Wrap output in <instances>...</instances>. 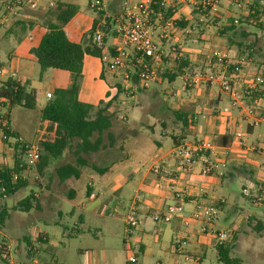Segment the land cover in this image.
<instances>
[{"label": "crops", "instance_id": "0c3cea01", "mask_svg": "<svg viewBox=\"0 0 264 264\" xmlns=\"http://www.w3.org/2000/svg\"><path fill=\"white\" fill-rule=\"evenodd\" d=\"M59 1L69 3L67 0ZM133 1L141 2L143 0ZM149 1L157 4L155 6L157 13L161 12L164 19L172 18L177 21L176 28L168 39L162 41V46L167 64L165 69L174 71L178 67L177 61L185 65L183 66V74L177 78L182 80V85L179 92L173 89L170 90L166 97H171L172 100L169 102L164 99L163 105L167 110L173 111V113L182 111L188 114V126L182 128L181 123L177 120H170L169 122L159 121L160 123L157 121L160 138L152 139L150 151L145 149V162L138 166H133L134 162L129 160V158L126 160L119 158L117 162L116 160L110 161L115 165L111 172L105 175H99L94 172L98 177H93V180L87 185V191L88 188L92 189L89 196L86 191L84 198L78 197V191L75 187L76 182L80 179L67 180L65 182L59 181L62 187H67V191L63 192L61 196L56 192L47 191L44 193L43 198L45 202H48L52 199V196L54 197L52 203L57 206L55 207V213L58 219H55L53 223L62 226L63 232L54 231L53 234H49L38 228L35 239L32 240L28 239L25 231L22 230L23 228H20L17 238L19 246L16 250L12 246L13 240L11 236H5V240L13 248L11 254H13L14 250L15 254L23 260H37L44 264H59V257L62 255L59 254L58 256L56 254L58 248L66 250L68 240L79 241L87 236H93L92 244H89L88 247L79 246L76 248L78 259L74 264H132L129 262L131 251L136 253L140 264H181L183 260L185 262L186 256L191 258L193 262L191 264H204L209 250L212 248L217 250L215 240L211 234L200 233L201 225L199 223L193 222L189 226L185 225L184 218L192 217L199 204L213 206L218 209L220 214L230 204V184L241 181L243 187L248 181L264 180V125L251 126L245 114L249 107H254L258 110H263L264 108L263 89H256L249 97L245 96V92L250 88V82L256 76L253 73L254 68L250 64L243 66L241 78L233 82L243 100V107L241 108L232 109L231 107L233 106L228 93L222 91L216 85L207 84L194 89L183 88V75L187 71H202L201 68H205V71L214 70L212 61L207 57L214 50L227 51L234 62L245 58L244 51L239 50L241 42L236 43L231 40L235 30L223 33L226 32L227 27H223V25H221L222 28L211 26L208 21L214 18L212 21L214 24H218L223 23L225 20H231L229 16L244 15L246 6L238 12H234V0H221V6L216 13L204 15L202 11L195 7L194 3L196 0H166V4L163 7L158 5L157 0ZM123 2L124 0H111V9L117 11ZM258 4L264 7V0H259ZM75 6L78 11L65 26V32L71 42L81 44L85 34L93 29L97 18L87 22L78 31L72 32L74 36L79 37L80 43L72 40L71 33L67 27L80 12L79 7ZM54 7L42 8V10L48 11ZM30 13H32L30 9H23L20 16L6 26L16 24V26L25 28L26 25H29L33 29L26 36L21 34L24 36L23 45L26 47L24 73H29L34 69L32 59L38 62L37 58L32 54V50L39 46L47 32L46 27L42 24L36 23L33 25L30 23L28 20ZM212 28L216 29V32L209 36L208 32ZM20 32L7 31L3 33L20 34ZM209 37L212 42L218 43V48L206 45ZM217 37H222L223 39L218 40ZM196 42L205 43V50L196 48L194 45ZM108 43L109 45L113 43L111 38ZM187 45L189 47L186 48ZM190 45L194 46L191 47ZM168 55L173 56V62L170 61L171 57H168ZM87 56L91 55L85 56L83 64ZM185 57L188 62L182 60ZM95 58H98L102 66H104L101 58ZM0 67L2 66L0 65ZM3 68L5 73L1 77L4 79H0V82L16 79L21 84H26L28 89H35L38 94V106L40 92L38 89L31 87V79L25 75L20 76L16 65L10 71L5 67ZM96 78L98 81H95V83L101 84L99 96L97 98L87 96L85 89L82 87L78 95V99L82 103L92 106L99 105L108 95H113L110 88L111 84L118 88V92H125L121 87V79L112 72L109 77L106 72L102 71ZM159 82H167L169 85L174 84V82H169L162 78ZM59 89L66 88H58L54 92L48 91L46 93L47 104L53 99L55 92ZM180 92L185 94L186 98L182 97L183 94L180 95ZM48 94H52L51 99L48 98ZM131 98H135V96ZM226 103H229L230 107L226 106ZM13 106L17 105H12L10 100L0 99V114L8 116L11 130L25 140L35 141L39 129L36 130L34 140H29L11 126L10 110ZM124 118L127 119L126 117ZM42 122L44 123L43 119ZM156 125L149 126L152 133H155ZM257 128L260 129L258 133L256 132ZM239 134L241 136H238ZM166 138H171L172 141L168 142ZM12 142L9 141L0 146L3 153L10 154L13 148L14 153L12 151V154H15V143ZM199 142H210L214 145V149L209 151L208 155L217 164H220L218 170L208 176L201 175V164L197 163L188 169H183L180 161L172 156L173 151L179 145ZM6 144L10 145L11 149ZM221 163H225L226 167H222ZM13 164L14 157L12 162L5 159L0 165H2L1 167H12ZM85 174L91 175L92 173L84 170ZM176 190L181 191V198L175 196ZM91 195H94V198H91ZM33 196L37 200L40 198L38 193H34ZM60 200L66 203L65 206H59ZM134 203L137 204L140 225L131 233H127L125 217ZM175 204L182 205L183 212L178 214L171 222L163 221L168 207ZM43 208L40 203L38 207H35L37 210H43ZM1 209H5L8 214L10 212L6 209L5 202H0ZM219 214L209 230L229 229L232 231L225 243V245L230 247V250L231 246L233 247L237 242L238 237L245 233V226H248L251 230L253 229L249 226L248 220L262 222L258 218L248 215L242 217L237 223L232 224L231 227L225 228L219 224ZM143 216L152 217L155 225L148 223L147 220L143 221ZM8 217L7 215L6 220ZM64 218H68L72 222L73 228L71 230L67 226L62 225L61 221ZM4 225L0 228V231L4 228ZM259 231L260 234L263 230L260 229ZM127 241L128 243H126ZM35 243H39L40 247L38 248ZM96 244H102V248L95 251L92 247ZM84 251H88L85 257H83Z\"/></svg>", "mask_w": 264, "mask_h": 264}, {"label": "rangeland", "instance_id": "374dc122", "mask_svg": "<svg viewBox=\"0 0 264 264\" xmlns=\"http://www.w3.org/2000/svg\"><path fill=\"white\" fill-rule=\"evenodd\" d=\"M67 1L77 5L80 9L79 14L67 27L68 31L71 33L69 34L72 40L80 43L79 37L74 36L72 32L78 31L87 22L95 20L98 15L88 8L85 0ZM258 3L259 0H246L244 15L237 14L235 17L229 16V19L231 20H225L223 23L218 24H214L212 21L214 19L213 18L209 20L208 23L211 26L222 28L221 25H223V27H228L235 19L242 21L243 23L239 22V24H235V33L231 40L236 43L239 41L241 42L239 50L244 51L243 54L246 60L243 63V66L250 64V66L254 68V74L264 75V7L260 6ZM252 7H255L260 14L258 15V18L249 20L247 17H249L248 15H250ZM233 8L234 12H238L240 10L236 5H234ZM31 11L32 13H30L31 15L28 19L30 23L33 25L40 23L45 27L43 23L46 20V14L48 12L42 9ZM49 18L55 21V16H50ZM257 19L260 20V22H257ZM32 30V27L29 25H26L25 28H23L22 26H16V24L0 30V65L9 71L14 65H16L18 67L19 75H25L31 79V87L38 89L40 92V100L36 109L30 110L20 106H13L10 110L11 126L16 128L26 139L29 140H34L36 137V130L40 129L43 125L42 109L48 101L46 93L48 91L54 92L58 88H68L73 82V76L71 73L52 68L42 70L35 59H32L34 69L29 73H24L23 66L26 62V47L23 45V38L32 32ZM7 31L21 32L20 34L3 33ZM91 31L92 30L86 33L83 38V43L81 44L84 46L91 43ZM215 32L216 29L212 28L208 34L209 36H212ZM217 39L222 40L223 38L217 37ZM208 40L209 41L206 45H210L212 48H218V43L212 42L210 37ZM194 45L198 49L205 50V43L196 42ZM194 45L190 46L193 47ZM187 47L189 46L187 45L186 48ZM172 54L174 53L172 52ZM168 57H171V62L174 61L173 56L168 55ZM201 70L205 71V68H201ZM102 71L106 72L109 77L111 76V72L102 66L98 58L92 56L86 57L85 63L82 66V75L78 79V84L80 90L82 87L85 89V94L87 96L92 98H97L99 96L101 92V84L95 83V81H98L96 77L101 74ZM0 79L4 78L0 76ZM159 81H157L150 90L136 91L134 95L122 91L120 93L118 92V88L116 86L113 84L110 85L113 95H108L107 98L99 105L94 106V113L100 109L106 108L110 114H113V128L111 132L115 140V147L88 157L90 163L98 166H105L106 164L110 165V161H114L119 158H121V160L129 158V160L134 162L132 164L133 166H138L139 164L145 162V149L150 151L152 139L160 138L158 123L162 121L169 122L170 120H176L173 111L167 110L164 107L163 100L167 99L171 102L172 98L166 97V95H168L171 89L176 92L181 91L182 80L176 79L172 85H169L167 82L160 83ZM85 94L84 96H86ZM182 94L183 93L180 95ZM132 96H135V98H131ZM182 97L186 98V95L183 94ZM226 106L230 107L229 103H226ZM231 108L237 109L236 107ZM154 125H156L155 133H152L149 126ZM258 131L260 132L259 128L256 129L257 133ZM166 140L168 142L172 141L171 138H166ZM9 141H13L12 143H14L13 139H4L2 133H0V146H3V144L6 142L8 143ZM106 142H108L107 138ZM7 146L11 149L10 145ZM12 151L14 153L13 148L11 149L10 154H5L3 153L1 147L0 164L5 159L12 162L14 157ZM74 160L75 158L71 154H65L64 157L53 160V162L44 170L43 174H41L40 181H34L31 175L29 179L31 184L27 190L19 192L12 198H7L1 201V203L5 202L6 209L10 212L4 228L0 231V242L6 241L5 236L9 235L13 240L12 246L16 250L19 246L17 238L18 230H21L20 228H23L22 230L25 231L28 239L32 240L35 239L38 228L49 234H53L54 231L63 232L62 226H58L53 223L55 219H58V216L55 213V207L57 206L52 203L54 197L52 196V199L48 202H45L43 197L44 193L47 191L56 192L59 196H61L63 192L67 191L66 186L62 187L60 185L56 175V169L68 162H74ZM1 166L2 165H0V167ZM87 171L92 173V176L90 174H85L78 182H76L75 188L78 191L79 198L85 197L88 183L93 180V177H98V175H96L91 169H87ZM242 189L243 187L241 181L230 184V204L219 214V224L222 227L229 228L235 222L237 223L242 217H246L248 215L250 217L258 218L264 223V205L252 204L242 195ZM31 190H33V195L34 193L40 194L38 201L40 206L44 207L43 210L32 208L27 212L18 211V202L31 194ZM65 204L66 203L63 200H60V207L65 206ZM144 220H147L148 223L155 225V221L150 216H143V221ZM61 222L62 225L67 226L70 230L73 228L70 219L64 218ZM248 224L253 229L251 230L248 226H245V233H242V235L238 237L237 242L233 247L231 246L230 257L237 260L240 264H264V230L259 234L260 231L256 227L259 222L256 220H248ZM92 239L93 236H87L83 240L79 241L68 240L66 250L62 248H58V250H56V254L58 256L59 254L63 256L59 257V264H74L78 259L76 248L79 246L88 247L89 244H92ZM35 245L38 248L40 247L39 243H35ZM92 248H94L95 251L100 250L102 248V244H96ZM12 253L13 254H11L9 259L0 256V264H21L27 261L16 255L14 250ZM87 253L88 251H84L83 257H85ZM183 263L184 260L181 264ZM189 263L191 264L193 262L190 261ZM204 264H222L215 248L209 250Z\"/></svg>", "mask_w": 264, "mask_h": 264}, {"label": "built area", "instance_id": "2783aa9c", "mask_svg": "<svg viewBox=\"0 0 264 264\" xmlns=\"http://www.w3.org/2000/svg\"><path fill=\"white\" fill-rule=\"evenodd\" d=\"M86 1L89 9L98 15L97 23L91 32L92 43L102 50L101 59L104 67L121 79L123 91L134 95L136 91L148 90L157 81L161 80L160 75L167 66L162 41L169 38L176 28L177 21L172 18L164 19L161 12L157 13L155 7L157 4L149 0L141 2L124 0L117 11L111 9V0ZM57 2L58 0H0V29L16 20L25 8L30 10L51 8ZM157 3L160 7H163L166 0H157ZM245 3L246 0H234V4L240 10L245 8ZM194 5L204 15H209L219 10L221 0H196ZM234 23L239 24V19H235ZM110 38L113 41L111 45L108 43ZM207 57L212 61L214 70L187 71L183 75V88L194 89L207 84L216 85L222 91L228 93L233 107H243V100L233 82L241 78L245 58L234 62L227 51L219 49L210 52ZM4 73L5 69L0 67V76ZM249 87V90L245 92L247 97L254 90L263 89L264 75H256L250 82ZM47 96L49 99L52 98V94ZM245 114L251 126L264 125V110L249 107ZM1 127H5L7 131L2 130ZM48 127L49 121H44L38 131L37 139L32 142L26 141L22 136L18 138L12 136L15 132L9 127L6 115L0 114V132L3 138L13 139L14 143L23 145L25 150V164H21L20 168H26L19 173L14 172L12 174L14 181H29L31 174L34 181L41 180V175L38 172V164L41 159L40 140L46 134ZM213 149L214 145L210 142L183 143L173 151L172 156L180 161L183 169H188L197 163L201 164V175L208 176L216 172L220 166L208 155V152ZM221 166L225 168L226 164L221 163ZM1 191L2 198L7 199L6 188L2 187ZM242 195L252 204L264 205V180L248 181L243 186ZM175 196L181 198V191L176 190ZM91 198H94V195H91ZM182 212V205H171L168 207L163 221L171 222ZM218 214L217 208L199 204L192 217L184 218V223L187 226L193 222L199 223L201 225L200 233L211 234L216 246L220 247L225 245L232 231L229 229L209 230L213 222L217 220ZM125 223L127 233H131L139 227L140 219L136 203L128 210ZM11 251L12 246L9 243L6 241L0 242V252L4 258L9 259ZM190 261H192L191 258L186 256L183 264H189ZM129 262L140 264L136 253L133 251H131ZM21 264L44 263L32 260Z\"/></svg>", "mask_w": 264, "mask_h": 264}, {"label": "trees", "instance_id": "16d2710c", "mask_svg": "<svg viewBox=\"0 0 264 264\" xmlns=\"http://www.w3.org/2000/svg\"><path fill=\"white\" fill-rule=\"evenodd\" d=\"M77 11L78 8L75 5L61 1L54 8L49 9L47 11L49 14H46V20L43 23L47 32L39 46L32 50V54L37 58L42 70L48 68L59 69L67 71L73 76L71 85L66 89L57 90L53 99L42 110V119L49 121V127L40 140L41 159L38 164L40 175L43 174L53 160L60 159L65 154H71L75 158L74 162H68L56 169V175L60 182L79 180L84 175V170L87 169H91L99 175H105L115 168L114 163L98 166L88 160V157L94 154L115 147V140L111 132L113 114H110L106 108L94 113V106L82 103L78 99L80 90L78 79L82 75L84 58L86 55L101 58L102 50L97 48L92 40L90 44L84 46L83 44L73 43L68 39L65 26ZM259 14L260 12L252 7L247 19L258 18ZM50 16H55V21L51 20ZM239 22L243 23L242 21ZM257 22H260V20L257 19ZM96 23L97 19L93 29ZM235 28L236 25L232 21L231 25L226 28V32H222L227 33L235 30ZM182 60L188 62L186 57ZM177 63L178 67L174 71L165 69L160 77L169 82H174L179 78L183 74V66L185 65H182L179 61ZM0 99L10 100L12 105L34 110L37 107L38 94L35 89H28L26 84H21L16 79H9L0 82ZM174 114L176 120L181 123L182 128L188 126V114L182 111H175ZM6 118L8 120L7 115ZM1 128L7 131L5 127ZM12 136L15 138L20 137L17 133ZM106 138L108 142H106ZM14 148L13 166L0 168V202L4 200L2 198V187L6 188L7 198H12L17 193L27 190L31 184L28 180L14 181L12 179L14 172L19 173L26 168H20L21 164H25L24 146L15 143ZM118 160L116 159V162ZM91 191L92 189L88 188V196ZM30 193L18 202V211L27 212L39 206V201L32 194L33 190ZM7 215L8 212L5 209L0 210V228L4 225ZM257 228L264 230V224L260 222ZM217 251L222 264H240L230 257L231 250L227 245L217 247ZM0 256H3L1 252Z\"/></svg>", "mask_w": 264, "mask_h": 264}]
</instances>
